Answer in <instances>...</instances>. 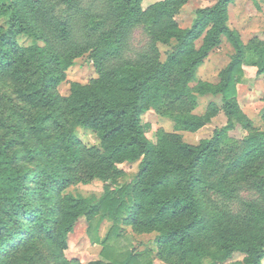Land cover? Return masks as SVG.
Masks as SVG:
<instances>
[{"label": "rangeland", "instance_id": "obj_1", "mask_svg": "<svg viewBox=\"0 0 264 264\" xmlns=\"http://www.w3.org/2000/svg\"><path fill=\"white\" fill-rule=\"evenodd\" d=\"M81 1L84 7L97 8H101V4L105 2ZM165 1H141L143 19L128 32L127 46L121 58L106 60L93 56V50H89L80 55L72 54L69 59H59L56 67L61 78L56 84V90L65 102L59 106L44 102L46 105L43 106L42 102L34 105V100H31L28 104V111L32 113L29 115L41 116L48 112L53 115L47 121L49 127L44 134L49 137L46 147L51 145L55 148L63 144V138L71 130L76 143L86 149L87 161L68 168L63 173L66 181L45 177L48 180L45 191L47 195L51 184L55 185L51 193L56 200L64 196L99 197L107 184H137V205L131 215L121 220L119 229L115 230L113 222L108 219L100 223L96 219L91 223L88 216L81 212L74 221L73 230L68 234L66 248L62 254L53 253V250L52 253H47V264H66L65 260L80 264L98 260L112 261L114 257L125 258L128 253L137 255L141 263L212 264L213 255L218 264H239L243 255L235 252L227 257L226 251L221 247L222 240L228 238L240 242L244 237L254 241L264 238V222L244 227L241 224L244 216L239 202L219 195L210 187V184L219 183L237 186L241 198L250 200L256 198V195L247 182L253 173L264 176V152L260 155L252 153L247 161L233 166L246 152L243 140L257 133H264V73L260 72L264 52V0H234L227 7L228 25L239 34L247 51L246 58L234 73L232 96L236 115L232 128L224 132L220 142L225 153L218 158L221 167L219 166L217 174L206 176L204 180L207 183H203V180L195 186L196 196L203 203V214L210 229L204 235L194 236L182 246L159 241L160 235L171 225L189 221L190 217L187 215L156 221L153 218L155 206L151 202L152 196L172 194L176 191L173 183L187 178L189 160L178 153L179 144L198 146L210 139L216 130L227 127L229 118L224 108L225 103L217 90L223 84L225 70L236 54L231 42L226 36H222L220 43L201 57L205 38L212 29L210 25L194 40L190 53L178 63L167 64L164 69L170 55L176 51L177 34L191 27L197 10L211 7L218 0H182V3L174 6L171 15L156 22L152 16L153 10L157 4ZM51 5L54 15L60 18L62 3L52 1ZM97 24L96 30L101 37L113 38L110 36L111 27L104 23ZM1 25L6 28V19L2 16ZM16 41L22 48L34 43V39L24 33L17 34ZM39 45L44 46V43L39 41ZM195 60L198 61L193 65ZM25 61L26 57L23 56L18 62L22 65ZM131 71L154 77L147 91L145 108L138 116L143 136L152 153L141 156L137 161L129 160L121 151L117 152L116 146L122 141L121 136L114 140V146L112 143H104L99 132L75 125L73 111L80 92L89 97L101 96L111 101L117 100L121 94L123 76L129 75ZM14 84L13 80L0 76V100L8 97L5 113L10 117V124L13 115L20 108L18 106L24 103L16 94ZM147 157L151 168L142 175L141 163ZM13 168L6 164L0 165L2 176H17L18 173ZM39 178L40 175L35 174L33 181L37 182ZM43 179L41 180L44 182ZM158 180H168L167 187L161 186L152 193L151 184ZM68 204L69 199L63 206L64 213L70 210ZM109 235L106 245L96 241ZM17 243L19 244L15 242L10 246ZM8 247L7 244L4 248ZM201 249L206 254L201 256Z\"/></svg>", "mask_w": 264, "mask_h": 264}, {"label": "trees", "instance_id": "obj_2", "mask_svg": "<svg viewBox=\"0 0 264 264\" xmlns=\"http://www.w3.org/2000/svg\"><path fill=\"white\" fill-rule=\"evenodd\" d=\"M52 1L63 5L59 12L60 18L52 12ZM141 1L105 0L101 8H97L84 7L81 0H0V16L6 19V28L0 26V76L14 81L16 94L24 102L18 106V113L15 112L10 124V117L5 113L8 97L0 100V165H10L18 173L17 176L7 178L0 171V264H47V253L53 250V253L62 254L66 248L68 234L73 230L74 221L81 212L88 216L91 223L96 219L99 223L105 219L112 221L115 230L119 229V223L125 216L133 213L137 205V184L134 183L107 184L103 194L93 198L64 196L56 200L51 193L54 184L50 185L49 195L45 193L48 181L45 177L66 181L63 173L68 168L87 161L86 149L76 143L71 130L63 138V144L55 148L51 145L46 147L49 137L44 134L49 127L47 121L53 115L51 112L41 116L29 115L32 113L28 111V104L34 100V105L42 102L45 106V102L47 105L59 106L66 101L56 90V84L61 78L56 67L60 58L69 59L72 54L80 55L89 50H93V56L102 59L121 58L127 46L128 32L143 19ZM233 1L218 0L211 7L197 10L191 27L177 34L176 51L163 66L166 69L167 64L180 62L183 56L192 51L194 40L210 25L212 29L205 38L201 57L216 47L222 36H226L236 52L225 70L223 84L217 90L225 103L229 118L227 127L216 130L210 139L198 146L179 144L178 153L189 160L187 178L173 183L176 191L172 194L152 196L151 202L155 206L153 218L156 221L187 215L190 217L189 221L171 225L160 235V242L182 246L194 236L204 235L210 229L203 214V203L196 196L195 186L203 182L206 176L217 174L221 167L218 158L225 153L220 142L224 132L232 128L236 115L232 96L234 73L246 58L247 51L239 34L228 25L227 7ZM180 3L182 0H166L157 4L152 15L154 20L158 22L171 15L174 6ZM97 23L111 27L110 36L113 38L101 37L96 30ZM19 33L32 37L34 43L26 48L20 47L16 41ZM39 41L44 46L39 45ZM23 56L26 61L21 65L18 61ZM55 59L56 62H53ZM260 72L264 73V52ZM153 78L151 74L131 71L129 75L123 76L121 94L115 101L101 96L89 97L80 92L73 108L75 125L99 132L106 144H113L121 136L122 141L116 150L125 153L131 161H137L143 155H151L138 116L145 108L144 102ZM243 141L246 152L233 166L247 161L252 153L260 155L264 152V133L249 136ZM148 158L141 163L142 175L151 168ZM35 174L40 175L37 182L33 181ZM167 182L158 180L152 183L151 192L161 186L167 187ZM203 183H207L206 180ZM247 184L255 192L256 198H241L237 186L210 184L219 195L239 202L244 216L241 224L246 228L253 223L264 222V176L253 173ZM67 199L70 200V210L64 213L63 206ZM109 239L110 235L96 241L106 245ZM15 242L19 244L10 246ZM7 244L9 247L5 249ZM221 247L227 257L240 252L243 260L239 264H263L264 238L254 241L244 237L240 242L225 238ZM205 252L199 250L201 256ZM212 261V264H218L213 255ZM64 262L80 264L76 261ZM89 264L153 263H141L137 255L128 253L122 259L114 257L112 261L98 260Z\"/></svg>", "mask_w": 264, "mask_h": 264}]
</instances>
